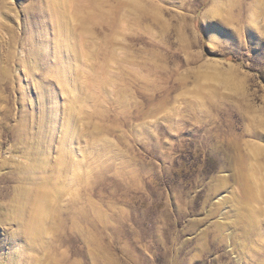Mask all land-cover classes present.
<instances>
[{
    "label": "rangeland",
    "instance_id": "1",
    "mask_svg": "<svg viewBox=\"0 0 264 264\" xmlns=\"http://www.w3.org/2000/svg\"><path fill=\"white\" fill-rule=\"evenodd\" d=\"M0 264H264V0H0Z\"/></svg>",
    "mask_w": 264,
    "mask_h": 264
},
{
    "label": "bare ground",
    "instance_id": "2",
    "mask_svg": "<svg viewBox=\"0 0 264 264\" xmlns=\"http://www.w3.org/2000/svg\"><path fill=\"white\" fill-rule=\"evenodd\" d=\"M226 10V9H225ZM228 13V12H227ZM207 14V13H206ZM217 14V13H216ZM209 15V14H208ZM212 15H213V13H212ZM212 15H211V17H212ZM233 15V14H232ZM214 17H215V14H214ZM232 18V17H231ZM236 198V197H235ZM37 216V215H36ZM38 217V216H37ZM36 218V217H35ZM40 218V217H39ZM42 218V217H41ZM38 219V218H37ZM250 219V218H249ZM39 222H40V220H38ZM249 221V220H248ZM34 238V237H33ZM35 239V238H34Z\"/></svg>",
    "mask_w": 264,
    "mask_h": 264
}]
</instances>
